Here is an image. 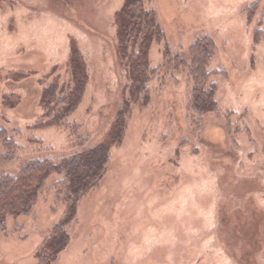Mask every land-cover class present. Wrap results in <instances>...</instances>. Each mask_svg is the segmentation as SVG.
Wrapping results in <instances>:
<instances>
[{
	"label": "rangeland",
	"instance_id": "374dc122",
	"mask_svg": "<svg viewBox=\"0 0 264 264\" xmlns=\"http://www.w3.org/2000/svg\"><path fill=\"white\" fill-rule=\"evenodd\" d=\"M126 0H0V127L17 143L0 175L105 142L127 103L121 141L99 185L79 202L69 243L51 264H264V0H149L164 38L149 98H128L116 16ZM204 35L216 44L217 108L191 106L189 67L175 55ZM72 41L89 82L67 128L41 127L43 87ZM63 77V76H62ZM127 101V102H126ZM48 179L29 215L8 217L0 264H38L62 218Z\"/></svg>",
	"mask_w": 264,
	"mask_h": 264
},
{
	"label": "trees",
	"instance_id": "16d2710c",
	"mask_svg": "<svg viewBox=\"0 0 264 264\" xmlns=\"http://www.w3.org/2000/svg\"><path fill=\"white\" fill-rule=\"evenodd\" d=\"M149 0H126L116 16L117 55L127 68L128 98H149V81L159 68L150 63V48L154 41H162L164 33L157 13L147 7ZM216 44L209 35L196 39L189 47L190 62L183 52L175 55L173 68L177 71L189 67L192 82L191 106L194 112L206 114L217 108L216 82L218 72L209 68ZM63 76V77H62ZM89 74L86 60L77 43L65 65V73L58 74L43 87L40 104L43 119L37 126L67 128L68 117L80 105ZM127 102V101H126ZM127 103L121 108L105 142L77 151L69 156L37 159L23 166L15 174L0 175V232L4 231L8 217L29 215L40 195L46 191L48 179L61 177L53 183L57 201L65 204L62 218L52 228L38 252V264H51L69 243L67 226L75 219L79 202L97 187L110 162V148L121 141L125 128ZM19 147L4 127H0V165L13 159Z\"/></svg>",
	"mask_w": 264,
	"mask_h": 264
}]
</instances>
